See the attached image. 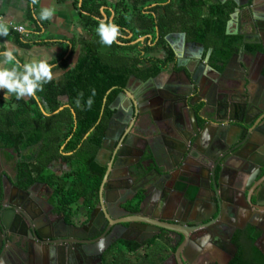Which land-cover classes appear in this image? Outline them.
Wrapping results in <instances>:
<instances>
[{"label":"flooded vegetation","instance_id":"1","mask_svg":"<svg viewBox=\"0 0 264 264\" xmlns=\"http://www.w3.org/2000/svg\"><path fill=\"white\" fill-rule=\"evenodd\" d=\"M128 7L127 16L136 14L134 24L140 35L135 38L131 30L120 28V38L125 40L120 44L125 52L136 46L140 65L155 63L162 72L146 80L129 78L112 104L114 113L99 153L109 139L117 140L111 156L116 148L121 153L115 169L119 174L111 178L109 189L119 188L107 190L105 196L111 204L117 202L113 212L122 215L116 214V220L138 219L132 220L130 230L118 226L111 238L107 233L84 247L69 243L48 246L35 238L33 227L20 225L22 229L7 232L3 238L9 248L3 264H103L106 254L120 241L143 245L154 238L152 248L161 251L157 262L179 264L177 251L186 236L187 243L179 253L183 264H220L224 254L228 261L235 257L237 252L232 255L231 249L236 247L235 234L251 228L260 232L256 242L260 251L264 250V0H157L141 2L135 9ZM206 38L217 40L220 54ZM144 130H155V135H144ZM169 130H184L187 138L193 136L183 151L192 152L182 159L181 167L173 164L170 172L163 173L160 190L157 187L148 193L155 169L160 171L153 155L160 162L158 152H173ZM224 132L229 133V139L213 150L214 134ZM218 161H227L221 172ZM9 163L11 175L0 172V213L16 207L27 211L45 238L53 241L88 237L90 231L85 227L95 209L94 221H104L98 203L82 224L65 220L50 203L52 190L45 184L18 187L15 162ZM142 163L146 173L139 167ZM214 172L223 191L212 188ZM4 176L11 185L4 182ZM224 189L230 190L228 197ZM189 191L195 193L193 199L188 197ZM155 198L163 207L158 213L152 210L153 215L185 227L186 236L181 240L170 231L141 226L138 220L149 213ZM219 201L223 203L220 217H211ZM141 210L145 214H140ZM97 224L102 233L104 226ZM41 246L44 254L39 251Z\"/></svg>","mask_w":264,"mask_h":264},{"label":"trees","instance_id":"2","mask_svg":"<svg viewBox=\"0 0 264 264\" xmlns=\"http://www.w3.org/2000/svg\"><path fill=\"white\" fill-rule=\"evenodd\" d=\"M141 2L157 0H118L112 6L113 22L131 30L135 38L140 30L134 24L135 12L127 16L128 6L135 9ZM73 4L79 12L80 24L88 33V39L79 41L75 66L71 68L69 64L75 54L73 46L70 56L60 63L61 78L44 83L42 90H37L39 103L31 96L20 99L14 96L10 101H1L0 97V153L6 161L15 162L16 185L23 189L34 184L47 185L52 190L50 203L55 212L69 222L79 210L86 209L89 214L98 203L106 168L96 159L114 113L112 104L131 76L146 80L162 72L155 63L141 66L137 47L130 46L125 52L126 48L120 44L125 40L120 37H117L120 43L113 42L109 52L101 51L106 44L100 41L94 17L101 16L100 9L107 0H82L80 6L79 0H73ZM223 25L220 24L221 29ZM212 38L205 41L215 51L218 48L219 53L221 46ZM40 104L52 114L42 113ZM60 108L63 109L55 113ZM1 199L0 186V203ZM259 236L260 232L253 228L235 234L238 250L228 264H264V254L256 244ZM155 242L156 238L143 245L127 241L117 244L133 256L148 252ZM111 253L112 249L103 264H122L121 253Z\"/></svg>","mask_w":264,"mask_h":264},{"label":"crops","instance_id":"3","mask_svg":"<svg viewBox=\"0 0 264 264\" xmlns=\"http://www.w3.org/2000/svg\"><path fill=\"white\" fill-rule=\"evenodd\" d=\"M117 2L118 0H107V4L101 7L107 17H114L112 6ZM42 6L55 7L56 11L50 19L41 21L34 15V13H39ZM0 16L2 19L6 18L10 21L8 36H0V53L4 51V41H7V46L18 50L16 56L21 63L30 61L36 57L43 58L47 56L49 62L55 65L52 69V80H59L63 75L60 63L70 56L69 54H71L73 46L75 54L69 59V64L71 68L75 66L80 48L79 41L81 39H88V33L85 27L80 24L79 12L75 8L73 0H0ZM14 26L24 27L26 34L23 35L15 32L13 30ZM111 49L110 45H104L101 51L107 53ZM0 67H12V64L5 63L3 56H0ZM5 91L6 89H0L1 101H10L15 94H10L5 98ZM27 97L28 95L24 96V98ZM116 142L117 140L115 139H109L104 149L99 153L97 161L102 166L108 164ZM134 152V150L130 151V153ZM1 156L3 155L1 154ZM162 165L160 161L158 166L159 172H162ZM118 174V171L115 170L112 178L114 179ZM155 178H157L156 175ZM180 190L183 191L184 188L181 186ZM188 195L190 199H193L195 193L189 191ZM182 197L181 202L184 200V197ZM150 205L148 212L151 213L153 212L152 207L154 205L152 203ZM88 217V211L81 209L73 215L71 222L76 225L82 224L83 221L88 220ZM43 250L45 249L41 246L39 251H42L44 254Z\"/></svg>","mask_w":264,"mask_h":264},{"label":"water","instance_id":"4","mask_svg":"<svg viewBox=\"0 0 264 264\" xmlns=\"http://www.w3.org/2000/svg\"><path fill=\"white\" fill-rule=\"evenodd\" d=\"M81 3H82V0H80V5H81ZM110 19L113 20V16L110 17ZM127 93L129 95H131L130 92H127ZM105 102H106V98L104 99V103ZM60 109H63V108H60ZM57 112L58 111H56L55 113H57ZM157 131L159 132V130H157ZM169 131L172 132V140H173L172 143L174 145L173 146L174 148L172 150L173 152H171V153L169 152V154H168V152H165V153L163 152V154H160L158 152V155L161 156V158H162V160H161V163L163 164L161 167L162 172H159V171H157V169H155V172H156L155 174H156L157 178H154L152 180V185L150 186V188H147L148 193H151V190L153 188L158 187L157 190H160L159 187H163V182L161 181V177H162L163 173L170 172L171 169H173V168H171V166L173 164L176 165L175 167H181V165H183V163L185 162L182 159L185 156L189 157L191 152H192V149H191L190 153L183 152V151L185 150L187 143L188 142L190 143L193 140L192 139L193 136H191V138H187L185 136V134L183 133L184 130H169ZM143 133H144V135L148 134L149 136H150V133H151V135H155V130H144ZM197 135H198V139H199V137H200L199 131L196 132L195 136H197ZM228 139H229V133L228 132L215 133L214 137H213V141L211 143V148L213 150H215L217 147H219L218 144L220 142H223V141L226 142ZM180 153L182 155H179ZM120 154H121L120 151H118V149L116 148L114 150L108 164L103 166V167H106V173H105L102 185L100 187L98 204H99L100 208L102 209V215H103L104 221H101V222L94 221L95 213L98 211L97 209H95L90 216V220H89L88 225L85 227V229L90 231V235L88 237L85 235H77L75 238L70 239V240H69V238L61 239V240H57V241L49 240V239L45 238V236L42 234V231L39 228H37V226L35 225L36 224L35 218L33 216H31L27 211H25L21 208H18V207H16L15 210L14 209L5 210V211L0 213V264H3L4 259H6L7 250L9 249L6 245V243L3 241V238L6 239L7 232L16 233L17 228L22 229V227L20 225H22L23 228H25V229H28V226L33 227V228H31V232L35 236V238L38 241H43V243L47 244L48 246L52 243H59V244L60 243H62V244L69 243V244H75L76 247H84L87 244L93 245L96 241H98V239L104 238L107 233H109L108 235H110V238H111V235L115 232V230L117 229L118 226L122 227V229H124V230L125 229L130 230L133 226L132 220H137L138 218L137 217H128L125 219L116 220V214L122 215L119 212L118 213L113 212L112 208L115 205V203H117V202L113 201L111 204L109 199L105 196L106 191L110 190L109 189V187H110L109 181L112 178L113 172L117 168L116 163L120 160V157H121ZM97 159H98V157H97ZM97 159H96V161H97ZM152 160L154 161V163L157 166H159L158 158H156L153 155ZM221 161H222V159H221ZM221 161H218L216 164V166L218 168H220L219 169L220 172L223 170L224 164L227 163V161H225L223 163ZM139 167H140V169H142L143 172L146 173L147 168L144 166V163L140 164ZM3 180L7 185H11V181H10L8 176H4ZM210 180L212 182L211 184H212V188H213L214 192L219 191V190L223 191V188L220 184L219 176H217L215 172L211 175ZM117 187L119 188V186H117ZM117 187H115V188L111 187V190L114 191V189H118ZM224 190H225V195L228 197L230 194L229 193L230 190L229 189H224ZM249 201H251L250 198H249ZM151 203L154 205L152 207V210L155 213H158L157 210H159V212H160V210L163 207V202L160 201L159 198H155L151 201ZM222 206H223L222 201L217 202L216 205L214 206L215 207V213L211 217L217 216V218H219L220 216L218 214L220 213L219 211H221ZM140 214H145V213L141 210ZM150 216L153 218H150ZM138 221H140L141 226L144 228L153 227V228L157 229L158 231H160L161 229L170 231V232L174 233L176 236H178L179 240H181V238L186 236V234L184 233L185 227L182 228L181 224H178L175 222H169L168 220L156 219V216L153 215V212H151V213L149 212L148 214H145L144 218H139ZM216 221H217V219L213 220V222H216ZM97 223L104 226V230L102 233H101V231L97 230V228L99 227ZM107 241H106V244H108V242H109V241L108 242ZM186 243H187V236H186V240L183 243V245H186ZM183 245L180 246L179 250L177 251L179 264H183V262L179 258V253H180V250L183 247ZM19 247L22 250H24V244L20 243ZM231 249L233 251L232 255H234L238 250L237 247H235L233 245H232ZM261 252L264 253V250H261ZM98 254H99V256H101L102 252H98ZM228 259H229V257H228ZM229 261H226V262L222 261L220 264H228Z\"/></svg>","mask_w":264,"mask_h":264},{"label":"clouds","instance_id":"5","mask_svg":"<svg viewBox=\"0 0 264 264\" xmlns=\"http://www.w3.org/2000/svg\"><path fill=\"white\" fill-rule=\"evenodd\" d=\"M55 11V7L42 6L39 13H34V15H36L37 19L43 21L50 19ZM94 19L98 21L96 32L103 44L111 45L113 42L120 43L117 40V37L122 36L120 26L104 15L103 8H101V16L94 17ZM9 31L10 21L6 18L0 20V36H8ZM4 44L5 48L0 53V56H3L5 63L12 64V67H0V89H6L4 93L5 98L10 94H15L17 99L28 95L39 103L40 97L36 95L37 90H42L43 84L53 79L52 69L55 65L49 62L47 56L43 58L36 57L30 61L21 63L16 56L18 50L7 46V41H4ZM88 103L90 106L92 100L89 99ZM60 110L62 109H57V111ZM40 111L45 115L52 114L43 104H40Z\"/></svg>","mask_w":264,"mask_h":264},{"label":"rangeland","instance_id":"6","mask_svg":"<svg viewBox=\"0 0 264 264\" xmlns=\"http://www.w3.org/2000/svg\"><path fill=\"white\" fill-rule=\"evenodd\" d=\"M0 172H2L3 174H10V175L13 172L11 164H9L4 160V157L1 156V153H0ZM115 252L116 255H119L121 253V257L118 258L121 260L122 264H160L157 262V260L159 259V255L161 254V251L159 254V252L157 251V247L155 249L152 248L148 252L143 251L136 255L131 256L124 252V249L122 248L121 245H116L112 248V253ZM208 257L209 255L204 257L203 262H206ZM219 261L220 262L228 261V256L224 254V259H220Z\"/></svg>","mask_w":264,"mask_h":264},{"label":"built area","instance_id":"7","mask_svg":"<svg viewBox=\"0 0 264 264\" xmlns=\"http://www.w3.org/2000/svg\"><path fill=\"white\" fill-rule=\"evenodd\" d=\"M0 20H2V17L0 16ZM13 30L19 34H23L25 35L26 34V31H25V28L22 27V26H14L13 27Z\"/></svg>","mask_w":264,"mask_h":264}]
</instances>
